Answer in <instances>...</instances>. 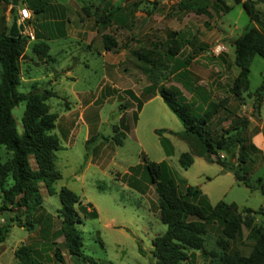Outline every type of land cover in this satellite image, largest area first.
Wrapping results in <instances>:
<instances>
[{
  "label": "rangeland",
  "instance_id": "374dc122",
  "mask_svg": "<svg viewBox=\"0 0 264 264\" xmlns=\"http://www.w3.org/2000/svg\"><path fill=\"white\" fill-rule=\"evenodd\" d=\"M62 2V0H56ZM69 0L66 6L64 27L65 37L49 39V53L55 63L35 56L31 71L49 77L30 84L21 82L20 92L48 88L55 93L45 100L50 112L55 113L54 127L50 131L58 138V149L54 151V165L60 178L53 182L57 191L61 186L77 194L83 204L95 213L93 217H82L76 225L81 238V249L92 257L96 264H152L151 239L165 229L157 217L156 196L149 185L144 193L130 187L123 180L129 166L141 163V156L147 160H165L171 170L178 190L185 184L195 186L207 201L213 205L221 200L232 204L237 210L248 207L253 210L264 205V195L257 188L246 187L234 178L233 172L223 170L215 162H208L200 155V144L190 134L183 132L182 125L155 94L145 97L142 90L149 81L139 65L142 64L136 52L148 51V58L157 65L156 85L176 86L190 105L204 108L213 103L215 108L207 124L212 135L220 129H228L230 123L245 121L242 130L245 145L250 137L262 133L264 137L263 96L257 101L253 90L264 83V60L254 55L248 65V90L230 91L232 78L238 69L233 64L232 41L249 23V17L241 2L232 0H84L86 6ZM254 9L264 20V0H251ZM24 8L19 7V9ZM108 12V20L99 24V17ZM30 14V13H29ZM122 19L119 23L117 19ZM84 25L78 27L77 22ZM114 21H117L114 23ZM39 18L29 16L28 28L34 34ZM107 33L115 39V51H105L101 34ZM221 45L223 60L212 53L215 45ZM197 50L186 68L180 62ZM175 49L171 60H167V48ZM104 51L105 55L100 52ZM23 58L20 74L23 77ZM72 79L65 77L64 69ZM172 67H176V70ZM55 69V71H52ZM178 69V71H177ZM174 71V72H173ZM57 80L51 83L54 78ZM116 82V86L112 84ZM34 86V87H33ZM103 86L115 89L108 96H101ZM33 87V88H32ZM143 99L134 124L131 112L135 99L123 91ZM23 102L12 109L16 131L21 132L20 117ZM123 116L128 131L122 143L114 145L103 137L113 134L123 126ZM155 129L163 130L160 134ZM93 136V139H89ZM164 137L170 145L169 155H165L159 137ZM181 152H188L192 163L182 168L178 163ZM224 161L230 159L237 166L236 153L233 157L217 151ZM2 158L5 157L1 152ZM222 155V156H220ZM238 173L243 174L250 185H256L261 178L264 187V148L252 151L248 148L245 162L240 163ZM55 194L43 197L40 215L50 213L51 228L57 227L54 217L58 207ZM12 211L0 210V225ZM262 224L260 214H254L253 224ZM219 226L207 225L204 236L206 248L213 246ZM249 227L242 226L239 238L231 246L246 253L251 242L246 239ZM41 242L38 231H26L12 224L5 238L0 242V264H14L12 250L23 243L32 247L36 258L46 264H62L53 256L54 246L64 253L63 264H79L73 257L65 255L60 235ZM51 241L53 243H51ZM83 264V263H81ZM193 264H206L198 251L194 252Z\"/></svg>",
  "mask_w": 264,
  "mask_h": 264
},
{
  "label": "trees",
  "instance_id": "16d2710c",
  "mask_svg": "<svg viewBox=\"0 0 264 264\" xmlns=\"http://www.w3.org/2000/svg\"><path fill=\"white\" fill-rule=\"evenodd\" d=\"M11 3V0H7ZM241 2L249 17V23L232 41L233 64L238 71L232 78L230 91L236 93L238 89L248 90V65L254 55L264 60V20L261 14L254 9L251 0H232ZM26 8L35 18L46 10L43 0H24ZM13 8V7H12ZM108 20V12L99 17V24ZM29 23V19L26 21ZM31 44V52L39 60L49 59L48 45L38 39ZM101 42L105 51H115L117 43L107 33L101 34ZM27 43V37L19 34L11 37L7 34V26L0 29V210L12 211L11 215L0 225V242L5 238L8 228L15 224L28 232L38 231L41 242L60 235L65 255L73 257L79 264H96V262L82 252L81 238L76 228L82 222V217H93L92 209L88 204H83L79 196L68 188L61 186L57 191L53 188V182L60 178V172L54 165V151L58 149V138L50 131L54 127L56 115L48 110L45 100L55 93L48 89L30 90L20 92L16 88L19 85V60ZM204 47L191 49V53L180 64L185 67L197 50ZM175 49L167 48L165 57L171 60ZM137 59L142 62L139 65L147 76L149 83L142 88L146 92L145 97L157 94L167 108L174 114L183 128V132L192 135L200 144V155L208 162H215L223 170L233 172L234 178L242 182L246 187L257 188L264 195V187L261 178L256 179V185H250L243 174L238 173L240 163L245 162L248 148L252 151L256 148L248 143L245 145L242 130L246 127L245 121L232 122L228 129H220V132L212 135L207 130V124L211 112L215 111L213 103L206 104L204 108L198 105H190L181 91L174 85H156L157 65L148 58V51L136 52ZM223 60L222 56L216 55ZM182 67V68H183ZM176 70V67H172ZM178 71V69H177ZM174 72V71H173ZM115 89L103 86L101 96H108ZM135 99V108L131 112V121L134 124L137 111L140 109L143 99L134 96L129 89L123 91ZM264 94L262 82L253 90V95L260 101ZM23 102V110L20 117L21 132L16 131L11 109ZM123 126L117 131V125H112L113 134L103 137L105 141H111L114 145H120L124 133L128 131L120 117ZM163 130L155 129L157 134ZM89 139H93L90 136ZM159 143L165 153L169 155L170 145L160 136ZM217 151H222L226 156L233 157L236 153L237 166L234 167L229 160L221 159ZM1 152L5 157L2 158ZM142 162L129 166L124 173L123 180L132 188L144 193L149 185L153 186L156 196V212L158 220L165 225L162 233L155 235L151 243L152 264H193L194 252L198 251L206 264H264V226L254 223V214H260L264 220V205L253 210L242 207L237 210L232 204L221 200L211 205L199 189L185 184L182 191L178 190L174 176L165 160L151 161L141 156ZM178 163L182 168L192 163V157L188 152H181ZM55 194L58 207L54 217L57 227L51 228L50 213L40 215L43 197ZM219 226L213 246L206 248L204 236L209 223ZM242 226L249 227L246 239L251 242L244 254L239 249L231 246V242L241 235ZM51 243H53L51 241ZM14 264H46L36 258L32 247L20 243L12 250ZM64 253L54 246V258L63 264Z\"/></svg>",
  "mask_w": 264,
  "mask_h": 264
},
{
  "label": "crops",
  "instance_id": "0c3cea01",
  "mask_svg": "<svg viewBox=\"0 0 264 264\" xmlns=\"http://www.w3.org/2000/svg\"><path fill=\"white\" fill-rule=\"evenodd\" d=\"M43 1L45 2L44 8L46 11L44 13H41L40 15H38V17H37V18H39L38 28H37V26H35L33 28L34 29L33 30L34 34L32 32L33 39L32 40L27 39V43L25 45L24 51H23L22 56H21V58H23L22 61L24 62V64H23L24 73H23V77L20 74L19 85L21 84V82H27V84H30V87H31L33 82H37L38 80H42L44 75H45V78L46 77L48 78L49 75H51V72H50V73H47V75L43 74V75H40L38 77L35 74V73H37L36 69H35L36 72L31 71V67L37 68L36 66H34L32 64L33 63L32 58L34 57V55L31 52V44L37 40L35 37V33H37L38 39L44 41L46 44H47L46 41L49 39H58V38H63L65 36H67L66 32L64 30V27L67 25V23L65 22L66 21L65 20V12L67 11L66 10L67 4H70L68 2L69 0H62V2H58L56 0H43ZM15 2H16L15 5H12V1L10 3L7 0H0V29L3 27V25H6L7 30H8V27L11 24V18L14 15H16L18 8L22 7V6L26 8L24 0H15ZM74 2H75L74 4H78V6L80 5L81 7L86 6V4H87V3H85L84 0H75ZM29 13H30V11H29ZM31 17H33V16L31 15ZM115 19H117V21L119 23H122V21H123L122 19H119L118 17H116ZM117 21H114V23H116ZM17 24H19L18 21H17ZM84 24H85V22H83V21L77 22L78 27H80ZM100 53L105 55L104 51H102ZM219 53H221V52H219ZM47 54L49 56L48 57L49 59H47L46 61L42 60V63L40 64V66H43L44 64H46L49 61L52 63H55V58L52 57L51 54L49 53V45H48ZM219 56H222V55L220 54ZM21 66H22V64L19 63V73H20ZM186 66L183 68H186ZM66 69H67V67L64 69L65 71H63V74L65 75V77L72 79L70 77L69 72ZM52 71H55V69H52ZM56 80H57V77L54 78L51 83H54ZM112 84L116 86V82H112ZM153 95H155V94H153ZM249 139H250V144H252L256 148V151H260V150L263 151L264 137H263L261 132L255 136H251Z\"/></svg>",
  "mask_w": 264,
  "mask_h": 264
},
{
  "label": "built area",
  "instance_id": "2783aa9c",
  "mask_svg": "<svg viewBox=\"0 0 264 264\" xmlns=\"http://www.w3.org/2000/svg\"><path fill=\"white\" fill-rule=\"evenodd\" d=\"M16 16H17V21L19 23H22V27H21V30L19 31L21 34L25 35L27 37L28 40H32L33 39V36H32V31L28 28L27 26V19H29V11L27 10V8H21L19 10H17L16 12ZM222 49V46L217 44L213 47L212 49V53L214 55H217ZM262 103L264 104V96H263V99H262ZM222 156V155H220Z\"/></svg>",
  "mask_w": 264,
  "mask_h": 264
},
{
  "label": "water",
  "instance_id": "95a60500",
  "mask_svg": "<svg viewBox=\"0 0 264 264\" xmlns=\"http://www.w3.org/2000/svg\"><path fill=\"white\" fill-rule=\"evenodd\" d=\"M11 1H12V5H15V3H16L15 0H11ZM22 23L17 24V16L14 15L11 18V24L8 27L7 34L11 37H15V36L19 35L20 34L19 31L21 30Z\"/></svg>",
  "mask_w": 264,
  "mask_h": 264
}]
</instances>
